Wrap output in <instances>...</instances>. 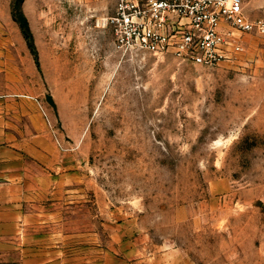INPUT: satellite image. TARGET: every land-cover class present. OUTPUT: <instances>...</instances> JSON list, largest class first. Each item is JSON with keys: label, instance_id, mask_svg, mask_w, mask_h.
<instances>
[{"label": "rangeland", "instance_id": "rangeland-1", "mask_svg": "<svg viewBox=\"0 0 264 264\" xmlns=\"http://www.w3.org/2000/svg\"><path fill=\"white\" fill-rule=\"evenodd\" d=\"M11 2L0 101L31 108L51 164L0 263L264 264V37L203 67L116 51L112 0H23L38 68Z\"/></svg>", "mask_w": 264, "mask_h": 264}, {"label": "built area", "instance_id": "built-area-1", "mask_svg": "<svg viewBox=\"0 0 264 264\" xmlns=\"http://www.w3.org/2000/svg\"><path fill=\"white\" fill-rule=\"evenodd\" d=\"M104 23L118 52L171 55L203 67L235 60L243 34L264 37V20L247 19L243 0H112Z\"/></svg>", "mask_w": 264, "mask_h": 264}, {"label": "crops", "instance_id": "crops-1", "mask_svg": "<svg viewBox=\"0 0 264 264\" xmlns=\"http://www.w3.org/2000/svg\"><path fill=\"white\" fill-rule=\"evenodd\" d=\"M8 8L7 3L3 11H8ZM243 11L249 20H263L264 0H243ZM1 12L0 0V17ZM1 65L0 58V67ZM8 74L7 70L0 68V76ZM30 110V107H18L12 103L4 104L0 101V242L8 243L17 239L18 227L24 225V222L20 220L26 217L19 212L22 206L32 205L30 203L33 194L47 191V187L39 183L43 181L47 183L48 173H34L33 164L35 158L36 163L47 167L50 166L51 159L47 153L33 147L34 139L42 130L37 125L34 126ZM14 248L13 253L17 255L19 253L16 252L17 247ZM7 254L0 249V258ZM13 262L17 264L16 259Z\"/></svg>", "mask_w": 264, "mask_h": 264}, {"label": "trees", "instance_id": "trees-1", "mask_svg": "<svg viewBox=\"0 0 264 264\" xmlns=\"http://www.w3.org/2000/svg\"><path fill=\"white\" fill-rule=\"evenodd\" d=\"M22 1L23 0H12L11 6H10V14L12 16V19L18 23V26H19V28L22 32V35L26 41L27 47L33 56V59H34L36 66L39 68L37 52L35 49V45L33 43L32 34H31L30 29H29L27 19L24 16V14L20 8V4Z\"/></svg>", "mask_w": 264, "mask_h": 264}, {"label": "water", "instance_id": "water-1", "mask_svg": "<svg viewBox=\"0 0 264 264\" xmlns=\"http://www.w3.org/2000/svg\"><path fill=\"white\" fill-rule=\"evenodd\" d=\"M46 101H47V102H48L53 108H55V104H54V102L52 101L50 95H47V96H46Z\"/></svg>", "mask_w": 264, "mask_h": 264}]
</instances>
